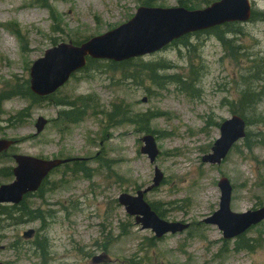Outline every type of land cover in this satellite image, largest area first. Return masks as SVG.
Wrapping results in <instances>:
<instances>
[{
	"label": "rangeland",
	"instance_id": "obj_1",
	"mask_svg": "<svg viewBox=\"0 0 264 264\" xmlns=\"http://www.w3.org/2000/svg\"><path fill=\"white\" fill-rule=\"evenodd\" d=\"M219 1L0 0V140L18 141L0 158V175L15 154L87 161L56 170L43 194L26 200L38 219L0 217V263L90 264L107 253L106 264H264V222L237 240L203 222L219 211L222 178L233 187V213L264 208V0H250L247 23L189 35L118 69L103 61L76 74L54 96L57 105L87 106L75 125L58 120L70 108L21 96L33 63L56 44L113 31L141 6L194 11ZM22 111L24 121L9 124ZM234 114L246 120L247 138L220 165L203 163ZM40 117L49 124L34 137ZM147 134L155 136L153 164L141 154ZM155 168L163 178L144 200L163 221L190 225L160 239L118 201L151 187ZM12 181L0 177V186Z\"/></svg>",
	"mask_w": 264,
	"mask_h": 264
},
{
	"label": "water",
	"instance_id": "obj_2",
	"mask_svg": "<svg viewBox=\"0 0 264 264\" xmlns=\"http://www.w3.org/2000/svg\"><path fill=\"white\" fill-rule=\"evenodd\" d=\"M251 18L249 0H222L204 10L188 11L178 9H157L142 7L136 16L118 29L93 38L81 46L72 43L60 44L49 49L44 58L37 60L30 72L31 90L44 97L55 93L64 86L71 75L86 65V58L107 59L122 62L134 57L161 50L176 39L187 34L204 31L228 22H247ZM47 121L39 118L36 124L37 133H41ZM245 122L238 116L225 121L220 128V138L212 148V154L203 158L204 163L220 165L226 159L233 145L245 137ZM142 153L148 155L153 163L158 155L155 139L146 136ZM12 142L0 140V153L7 151ZM18 164L14 169L16 181L0 188V204L19 203L23 196L35 192L43 180L55 168L68 161L41 160L29 156H15ZM154 186L138 192L136 197L124 194L120 204L126 207L131 216L138 217L143 229L151 228L158 238L167 233L182 232L189 225L167 223L162 221L144 201V194L157 187L163 176L156 168ZM222 197L220 210L213 217L205 220L206 224L218 225L225 238L231 239L245 233L249 228L264 220V208L245 214H235L230 209L232 186L227 179L219 183ZM224 217L220 219V217ZM231 220L235 225L231 224ZM106 256L94 258L93 263L105 262Z\"/></svg>",
	"mask_w": 264,
	"mask_h": 264
},
{
	"label": "trees",
	"instance_id": "obj_3",
	"mask_svg": "<svg viewBox=\"0 0 264 264\" xmlns=\"http://www.w3.org/2000/svg\"><path fill=\"white\" fill-rule=\"evenodd\" d=\"M227 27H229V26H227ZM219 29H223V28H219ZM219 29H216L215 33ZM225 29L228 30V28H225ZM229 32H231V31H229ZM78 43L76 42V44H78ZM130 61H126L124 63L106 62V66L108 68H110V69H118L119 66H122L124 64H129V63L133 62V61H131V62ZM98 64H99V61L89 60L86 69H89L93 65H98ZM23 94H25V96L27 97L28 101H30L32 104H35V105H40V104H42V102H45V101H48L49 104H56L57 105V103H54V98H55L54 96H50V97H46V98H40V97H37V96L33 95L30 92L28 84L26 85V88L24 89V93ZM79 102L84 104L85 99L84 98H79ZM57 106H63V107L66 106V108H70L69 111H62L59 114V119L62 118L63 122L65 124H67V125L79 122L82 118L85 117L86 111L88 110V108H87V106L85 104L82 105V108H81V106H79V108H78V106L75 105V104H64L63 102L59 103ZM23 116H24V112L23 113H19L17 116L14 117V120H19L17 122L19 124L20 123V119ZM117 117L118 116L116 114L112 115V118H117ZM10 174H11V172H10ZM18 208H22V207H18V206L1 207L0 215L1 214H5L7 216H11L12 217V215H14L15 212L16 213H20L21 212V211L18 210Z\"/></svg>",
	"mask_w": 264,
	"mask_h": 264
}]
</instances>
